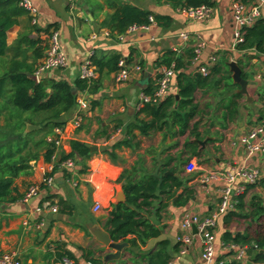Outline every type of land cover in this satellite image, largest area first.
<instances>
[{
    "label": "crops",
    "instance_id": "0c3cea01",
    "mask_svg": "<svg viewBox=\"0 0 264 264\" xmlns=\"http://www.w3.org/2000/svg\"><path fill=\"white\" fill-rule=\"evenodd\" d=\"M29 1L39 11V24L34 25L30 15L21 18L20 24L8 33V44L12 45L27 27L42 31L33 32L32 39L46 41L48 36L44 30L56 25L63 50L69 56L67 68L43 74L40 82L54 80L74 85L80 79L83 63L93 56L107 59L119 55L131 66H140L142 71L134 73L123 85L116 84L114 74H98L93 91L78 95L77 108L64 116L67 122L62 134L55 131L62 143L58 149L69 154L70 141L76 140L90 148L91 157H77L72 168L56 167L57 160L47 163L43 156L31 163L32 173L19 177L14 183V195L21 198L15 203L0 204V256L15 254L22 264H63L67 258L57 261V254L67 252L78 264H91L90 259H101L104 264H142V257L154 252L159 242L169 241L172 249L179 245L177 239L184 215L207 217L218 208L222 184L213 181L200 185L198 177L213 170L249 165L259 169L262 178L248 191L246 198L255 191H264V155L248 158L241 144L244 136L264 122V56L235 50L231 0H217L211 16L201 22L190 21L180 10L157 4L154 0H116L172 18L169 28L154 23L148 28L130 30L123 40L111 36L103 24L113 14L109 0H78L74 12L65 0ZM201 42L205 44L201 64L214 56L216 65L226 55L231 75L230 86L223 82L219 88L196 93V104L202 111L196 122L200 124L202 139L197 140L188 133L181 136L179 128L171 124L162 130H153L147 136L141 134L137 128L139 121H150L149 117L138 114L141 95L157 79L160 70L157 61L168 51H176L188 58ZM231 62H236L242 69L243 77L248 81V95L241 94L240 87L234 84L229 68ZM195 69L191 66L189 70ZM225 74L226 67L223 66L221 76ZM172 93H177L175 79ZM237 95L241 98L234 97ZM231 100L238 103L237 113L232 118L227 109ZM80 102L84 104L83 123L76 129L73 119ZM187 142L199 146L200 158L187 161ZM191 162L193 173L187 170ZM171 169L177 170L176 176L190 180L188 186L195 189L196 196L187 206L177 207L170 203L163 210L160 202L155 201L144 215L162 230L161 237L147 241L140 249L131 248L127 243L129 246L123 250L120 259L106 262V256L115 251L97 241L92 230L106 231L105 222L111 204L119 187L123 188L127 182V178L122 179L123 174L139 180L163 170L170 173ZM49 177L53 183L45 186L44 180ZM32 185L41 187L40 195L25 201ZM47 201L56 206L57 211L38 213L37 208ZM60 201H65L69 208L64 209ZM96 203L102 207L98 212L94 210ZM223 232L220 221L215 232L217 263L232 260L222 246ZM201 256L202 248L195 240L187 254L174 253L171 264H203ZM246 258L250 260L248 254Z\"/></svg>",
    "mask_w": 264,
    "mask_h": 264
},
{
    "label": "trees",
    "instance_id": "16d2710c",
    "mask_svg": "<svg viewBox=\"0 0 264 264\" xmlns=\"http://www.w3.org/2000/svg\"><path fill=\"white\" fill-rule=\"evenodd\" d=\"M154 1L157 4L168 5L173 10L203 6L214 8L217 2V0ZM20 3L21 0H0V103L7 94L10 95L9 104L0 108V204L15 203L21 198L14 195V183L21 176H29L33 170L31 163L41 156L47 163L57 160L56 167L67 161L74 162L77 157L84 159L91 157L90 148L76 140L70 141L71 153L60 151L57 147L59 137L55 131L65 127L67 121L64 120V116L77 108L80 93L93 91L95 80L78 79L74 85L64 81H36L35 75L45 58L48 40L32 39L33 32L42 31L27 27L12 45L8 44V33L20 24L21 18L29 15ZM108 3L113 9V14L108 16L103 24L116 39L125 36L134 28H148L154 23L159 27L169 28L172 24L170 16L157 15L116 0H109ZM52 30L57 31L58 27L51 25L44 33L49 36ZM244 33V40L236 47V51L245 54L253 52L264 56V19L245 29ZM121 59L119 55H112L107 59L91 57L101 76L105 73L116 74ZM194 59L193 51L188 54V58L176 51H168L157 61V68H172L175 71L177 93L170 95L158 105L145 104L141 107L138 114L150 118L148 122L139 121L137 128L141 134L147 136L151 131L162 130L171 124L179 128L181 136L188 133L197 140L202 139L200 124L196 122L202 113L196 104V93L219 88L223 82L230 86L231 75L227 68L229 59L226 55L212 67L208 76L189 70ZM223 66L226 67L225 76H221ZM161 78L162 75L158 73L156 81L147 87L144 94L154 96ZM73 88L76 92L72 91ZM234 97L241 98L240 95ZM237 108L238 103L235 100H231L227 105L231 118L237 113ZM29 126H37L39 130L31 131L28 129ZM185 148L189 155L187 161L200 158L201 153L196 143L187 142ZM167 172L168 170H163L160 174H151L139 180L123 174L122 179L127 178L123 187L126 201L112 203L105 222V229L110 234L112 242L128 243L131 248L140 249L147 241L159 239L162 230L154 225L144 212L150 210L155 201L160 202L163 210L170 203L177 207L187 206L196 196L195 189L188 186L190 180L185 181L176 176L175 169ZM254 187L255 185L249 186L248 191ZM246 195L240 198L235 211L221 219L224 227L221 242L224 246L247 248L250 258L248 264H264V200L260 196H252L246 201ZM60 204L64 209L69 208L65 201H60ZM237 227H241L238 232ZM179 251V245L172 249L169 241H161L154 252L142 257V264H171L173 254ZM232 256L233 253H228L227 257ZM64 258L78 264L70 253L57 254V261ZM89 262L104 264L101 259H90ZM222 262L221 260L220 263ZM223 263L244 264L235 260Z\"/></svg>",
    "mask_w": 264,
    "mask_h": 264
},
{
    "label": "built area",
    "instance_id": "2783aa9c",
    "mask_svg": "<svg viewBox=\"0 0 264 264\" xmlns=\"http://www.w3.org/2000/svg\"><path fill=\"white\" fill-rule=\"evenodd\" d=\"M71 11L77 10L78 0H65ZM20 6L25 9L34 25L39 24V11L29 0H21ZM230 8L233 17L234 25V48L241 44L244 40V30L252 27L256 22L264 19V0H231ZM182 15L190 20L201 22L207 20L213 13L211 7H200L180 10ZM135 29V28H134ZM133 30V29H131ZM108 36H110L108 34ZM120 37V40H123ZM185 37V35H183ZM48 49L46 51L45 58L41 62V66L35 75L37 82H40V78L47 72H52L60 69H65L69 66V56L63 50L61 43L60 32L52 30L47 37ZM205 49L204 43H199L194 50L195 59L193 60V66L196 67L195 72L203 76H208L211 73V68L216 63V58L211 57L204 65L201 64V56ZM140 66H131L129 62L122 58L119 62V71L114 74V80L117 85H123L129 82L134 73H141ZM159 74L162 78L158 81V90L154 96H148L146 94L141 95L140 106L145 104L158 105L164 101L167 97L172 95V82L175 77V71L171 68H161ZM98 72L93 65L91 59H87L81 67V80L94 81L97 79ZM83 102H80L76 115L73 119V125L76 129H79L83 123L82 113L84 111ZM264 107V102H263ZM63 129H56V133L61 135ZM241 144L245 148V152L248 158H252L258 155H264V122L253 129L248 135L241 139ZM62 146L60 139L57 141V147ZM191 162L187 166V170L190 173L194 172V166ZM64 167L72 168L74 166L73 161H67L62 164ZM261 171L257 168L250 167L249 165H243L238 167H230L227 170H213L206 175L197 178V182L201 184H208L210 182H220L222 184L220 188V202L218 208L207 217H200L198 215L186 214L181 220V234L177 239V243L181 249L179 254L185 255L188 253L189 248L193 245L195 240H198L202 248V261L203 264H224L217 263V237L216 229L221 219L235 211L241 197L245 196L248 192L249 186L258 184L261 181ZM53 183L52 178H46L44 180L45 186H51ZM41 187L39 185H32L26 195L25 201L36 198L40 195ZM102 209L99 203L95 205V212ZM44 210L57 211V207L52 205L50 201L44 202L42 206L37 208L38 213H43ZM194 229L197 232H194ZM222 246L228 253H233L232 260L240 263L248 264L249 259L246 258L247 248L236 246ZM0 264H22L15 254H5L0 256ZM63 264H72L71 261L65 259Z\"/></svg>",
    "mask_w": 264,
    "mask_h": 264
},
{
    "label": "water",
    "instance_id": "95a60500",
    "mask_svg": "<svg viewBox=\"0 0 264 264\" xmlns=\"http://www.w3.org/2000/svg\"><path fill=\"white\" fill-rule=\"evenodd\" d=\"M230 71L232 73V79L234 84L238 85L240 87V93L243 95H248V81L244 79L243 77V71L239 67V65L236 62H231L229 64ZM73 92H76V90L73 88ZM177 99L179 97L177 96ZM29 130L35 131L39 130V127L37 126H29ZM199 144H204L200 141H198ZM93 151V149H91ZM126 201L124 189L121 187L117 190V195L115 197L114 203H124ZM194 232L196 233L197 230L194 229ZM93 236L102 243L105 247L115 251V253H110L106 256V262L118 260L121 258L122 252L125 248H127L129 245L127 243H114L112 242L111 236L108 232L100 229L95 228L92 230Z\"/></svg>",
    "mask_w": 264,
    "mask_h": 264
},
{
    "label": "rangeland",
    "instance_id": "374dc122",
    "mask_svg": "<svg viewBox=\"0 0 264 264\" xmlns=\"http://www.w3.org/2000/svg\"><path fill=\"white\" fill-rule=\"evenodd\" d=\"M9 102H10V95H6L5 97H4V99L1 101V103H0V108L2 107V108H4L5 107V105L7 104H9ZM1 108V109H2ZM191 178L193 177V175L192 176H190ZM196 185H198V183H196ZM120 188V187H119ZM263 190H264V187H263ZM260 196V197H262V199L264 200V191H262L261 193H259V192H257V191H255V192H253V194L251 195V196ZM251 196H248L246 199V201H248L249 199H251ZM264 202V201H263ZM241 228V227H240ZM240 228H238L237 227V230L238 229H240Z\"/></svg>",
    "mask_w": 264,
    "mask_h": 264
}]
</instances>
